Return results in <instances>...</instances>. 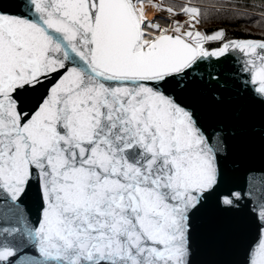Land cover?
Segmentation results:
<instances>
[{"label": "snow or ice", "instance_id": "obj_1", "mask_svg": "<svg viewBox=\"0 0 264 264\" xmlns=\"http://www.w3.org/2000/svg\"><path fill=\"white\" fill-rule=\"evenodd\" d=\"M0 264H264V0H0Z\"/></svg>", "mask_w": 264, "mask_h": 264}, {"label": "trees", "instance_id": "obj_2", "mask_svg": "<svg viewBox=\"0 0 264 264\" xmlns=\"http://www.w3.org/2000/svg\"><path fill=\"white\" fill-rule=\"evenodd\" d=\"M236 35H240V33H236Z\"/></svg>", "mask_w": 264, "mask_h": 264}]
</instances>
